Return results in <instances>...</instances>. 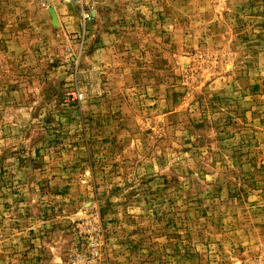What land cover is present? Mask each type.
Here are the masks:
<instances>
[{
  "label": "rangeland",
  "instance_id": "1",
  "mask_svg": "<svg viewBox=\"0 0 264 264\" xmlns=\"http://www.w3.org/2000/svg\"><path fill=\"white\" fill-rule=\"evenodd\" d=\"M0 0V264H264V0Z\"/></svg>",
  "mask_w": 264,
  "mask_h": 264
},
{
  "label": "built area",
  "instance_id": "2",
  "mask_svg": "<svg viewBox=\"0 0 264 264\" xmlns=\"http://www.w3.org/2000/svg\"><path fill=\"white\" fill-rule=\"evenodd\" d=\"M81 9V16L84 20H88L92 14V3L95 0H71Z\"/></svg>",
  "mask_w": 264,
  "mask_h": 264
}]
</instances>
